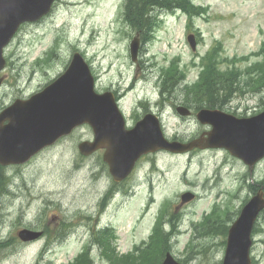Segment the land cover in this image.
<instances>
[{
    "label": "rangeland",
    "instance_id": "1",
    "mask_svg": "<svg viewBox=\"0 0 264 264\" xmlns=\"http://www.w3.org/2000/svg\"><path fill=\"white\" fill-rule=\"evenodd\" d=\"M195 2L210 6L209 20H193V28L198 27L203 35V41L199 44L201 55L211 47L215 37L223 40V52L228 58L257 48L259 38L256 28L257 23L264 25V0ZM121 3V0H61L52 16L42 22L23 26L7 49L11 65L4 72L6 78L0 85V110L15 98L36 92L51 82L64 69V62L70 61L72 47L76 50L80 45L86 46L89 52V60L98 75L99 91L110 84L121 83L125 88L133 84L134 88L123 100L127 116H130L133 124L136 117L143 114V109L137 108L139 98L143 95L157 98L160 84L156 75L161 66L168 63L167 59L169 61L180 53L181 65L186 69L189 80L195 81L199 69L195 71L187 63L192 52L184 41V18H181L184 15L180 14L179 19L177 16L167 17L165 27L158 35L159 42L151 41L146 45L138 69L129 51L135 30L123 21L124 6L118 14ZM57 34L60 36L58 42L55 40ZM59 41H65V45ZM51 43L60 46L58 56L53 55L51 59L43 61L41 58L51 54H48ZM150 64L155 66L151 67ZM239 66L246 68L245 64ZM244 79L242 77V81ZM263 85L264 81H261L251 91H245L247 94L244 96L243 91L238 92L232 100L231 110L264 107ZM261 86L263 88L257 91ZM177 92V100L185 98L183 89ZM167 105L172 103H167L166 108ZM134 109L137 112L132 118L131 111ZM168 110L163 116L167 126L166 136L172 138L170 134L176 133L180 138L191 137L186 120L180 118L181 122L177 125L174 116L176 110L173 107V112L170 108ZM91 136L89 126L81 127L27 163L10 165L4 170L9 176L10 189L0 196V242L9 240V243L0 250V264H67L88 248L91 264H115L90 243L96 221L100 226H104L105 222L117 229L113 246L118 260H123L125 254L130 253L133 243H141L151 233L152 223L146 221L159 213L165 200L179 202L180 195L187 189L201 195L200 202L185 208L180 226L184 233L192 219L199 221L202 218V207L209 205L212 199L213 205L217 201L222 209L227 210L236 191H231L230 185L243 174L242 168L222 153L207 151L187 156L160 153L151 168L150 164H145L139 173L143 177L162 169L151 190L155 204H152L146 218L140 214L148 199V188L141 181L137 182V178L126 185L136 184V191L135 185L126 194L121 191L116 195L113 191L106 200L105 209L99 212L101 197L113 182L102 164L101 151L90 156H83L79 151V143ZM222 160H227L220 170L223 182L212 190L202 187L201 183L210 179L209 174L212 170L215 172L216 163ZM259 166L257 170H264V162ZM246 196L230 208L233 213L241 207ZM62 220L67 222V226L60 223ZM41 221L50 222L46 225ZM27 223L33 225L35 230L45 228L48 234L31 242H19L17 237L14 241L12 237L17 235V230ZM261 225L263 231L253 238L252 256L259 264H264V219ZM183 237L180 235L179 241ZM215 249L213 264L222 260L224 255V250L219 246ZM134 263L137 264V259Z\"/></svg>",
    "mask_w": 264,
    "mask_h": 264
},
{
    "label": "water",
    "instance_id": "2",
    "mask_svg": "<svg viewBox=\"0 0 264 264\" xmlns=\"http://www.w3.org/2000/svg\"><path fill=\"white\" fill-rule=\"evenodd\" d=\"M51 2L0 0V67L4 64L2 47L10 40L18 25L22 21L39 18L49 9ZM93 92V79L88 66L77 57L70 68L43 92L26 100H17L0 115V122L9 119L6 126L0 123V163H23L42 147L68 134L83 122L92 125L96 140L94 143L82 142L81 152L89 154L100 146L108 145L105 160L111 171L118 170L120 166L116 165L120 163L127 167L133 152L159 147L163 133L155 116L149 115L133 129L125 131L113 97L102 95L98 98L94 97ZM216 116L221 129L218 130L219 136L213 138V145L219 144V138H227L232 145L231 151L241 157L252 152H255V160L264 156V113L249 119H227L224 114ZM162 146H166V142ZM117 155L119 160L114 159ZM238 227L241 230L239 232L230 230L224 264H236L230 256L245 260L243 264H250L251 222L238 224ZM19 235L29 240L39 236L40 232L23 229ZM164 264L169 263L166 261Z\"/></svg>",
    "mask_w": 264,
    "mask_h": 264
},
{
    "label": "trees",
    "instance_id": "3",
    "mask_svg": "<svg viewBox=\"0 0 264 264\" xmlns=\"http://www.w3.org/2000/svg\"><path fill=\"white\" fill-rule=\"evenodd\" d=\"M163 1L164 2L170 1V4H172L174 2L175 4H178V5L182 6V3H183L184 0H177V1L176 0H146V3L148 4V6L146 8H144L143 11L144 10L148 11L149 6L156 5V4L161 3ZM137 19H138V16H137ZM212 72H213V70H210L209 75H212ZM198 88L203 90V91H205V92H213V81L211 80L210 77H208L205 80V82L202 83ZM6 178L7 177L5 176V172L3 170V167L0 166V192L6 190V187H7L6 186L7 185L6 184ZM107 232H111V234H113V230H109V231L104 232V234L101 235L100 238H99L100 239L99 241H100L101 245H103L105 247H107V245L109 243V239H110L109 238L110 236L108 235ZM82 258H83V260H82ZM117 261L119 262V260H117ZM126 261H127V264H135L133 258H131L130 256H129V259L126 260ZM76 262H77L76 264H89L88 252L84 251L83 253H81L79 258H77ZM71 264H74V263H71ZM137 264H139V263H137ZM141 264H146V263L142 262Z\"/></svg>",
    "mask_w": 264,
    "mask_h": 264
},
{
    "label": "bare ground",
    "instance_id": "4",
    "mask_svg": "<svg viewBox=\"0 0 264 264\" xmlns=\"http://www.w3.org/2000/svg\"><path fill=\"white\" fill-rule=\"evenodd\" d=\"M153 6H155V5H153ZM153 6H151V7H153ZM242 207H244V217L241 221V224L243 225L245 222L248 221V223H249L251 221L252 216H253L256 208L252 205H249L247 202H245Z\"/></svg>",
    "mask_w": 264,
    "mask_h": 264
}]
</instances>
